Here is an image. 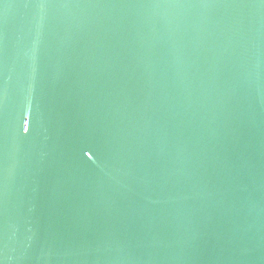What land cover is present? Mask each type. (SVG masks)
I'll return each mask as SVG.
<instances>
[{
  "label": "water",
  "instance_id": "1",
  "mask_svg": "<svg viewBox=\"0 0 264 264\" xmlns=\"http://www.w3.org/2000/svg\"><path fill=\"white\" fill-rule=\"evenodd\" d=\"M0 264H264V0H0Z\"/></svg>",
  "mask_w": 264,
  "mask_h": 264
}]
</instances>
